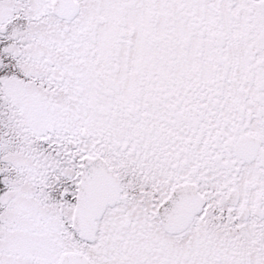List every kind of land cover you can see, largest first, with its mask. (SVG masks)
Wrapping results in <instances>:
<instances>
[{"label":"snow or ice","instance_id":"snow-or-ice-1","mask_svg":"<svg viewBox=\"0 0 264 264\" xmlns=\"http://www.w3.org/2000/svg\"><path fill=\"white\" fill-rule=\"evenodd\" d=\"M0 264H264V0H0Z\"/></svg>","mask_w":264,"mask_h":264}]
</instances>
